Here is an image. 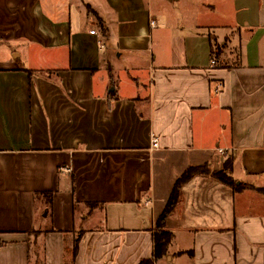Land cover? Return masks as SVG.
<instances>
[{
  "label": "crops",
  "instance_id": "0c3cea01",
  "mask_svg": "<svg viewBox=\"0 0 264 264\" xmlns=\"http://www.w3.org/2000/svg\"><path fill=\"white\" fill-rule=\"evenodd\" d=\"M0 51V264H264V0H0Z\"/></svg>",
  "mask_w": 264,
  "mask_h": 264
},
{
  "label": "trees",
  "instance_id": "16d2710c",
  "mask_svg": "<svg viewBox=\"0 0 264 264\" xmlns=\"http://www.w3.org/2000/svg\"><path fill=\"white\" fill-rule=\"evenodd\" d=\"M103 30V29H102ZM105 31V30H104ZM231 171V160L228 159L223 168L219 171H212L209 169L207 165L200 167H189L175 182L172 193L165 205V208L156 221V230L154 234V248H153V259L157 260L162 258L166 253V248L168 243L171 240V234L164 230V225L166 223L167 217L173 211L178 197L181 193L182 186L192 177L196 175H205L211 177L226 186L230 187L233 191H238L244 189L246 186L241 184L237 185L236 182L230 177ZM259 192L264 194V189H258ZM46 197L47 201L51 199V194L45 193L43 194ZM78 239L75 241V248L77 245ZM74 248V254L76 249ZM139 264H152V259L141 261Z\"/></svg>",
  "mask_w": 264,
  "mask_h": 264
},
{
  "label": "built area",
  "instance_id": "2783aa9c",
  "mask_svg": "<svg viewBox=\"0 0 264 264\" xmlns=\"http://www.w3.org/2000/svg\"><path fill=\"white\" fill-rule=\"evenodd\" d=\"M150 26L155 27V26H156L155 21L152 20V21L150 22ZM90 34H94V31H91ZM215 63H216V61H215V60H212V64H215ZM152 143H153V146H156V144H157V139L154 138V139L152 140Z\"/></svg>",
  "mask_w": 264,
  "mask_h": 264
},
{
  "label": "rangeland",
  "instance_id": "374dc122",
  "mask_svg": "<svg viewBox=\"0 0 264 264\" xmlns=\"http://www.w3.org/2000/svg\"><path fill=\"white\" fill-rule=\"evenodd\" d=\"M2 53H3V52L0 51V54H2ZM214 60H215V59H214ZM215 61H216V60H215ZM216 63H217V61H216ZM139 77H140V76H139ZM144 85H146L145 82H144ZM144 85L140 86L142 91L144 90V87H145Z\"/></svg>",
  "mask_w": 264,
  "mask_h": 264
}]
</instances>
